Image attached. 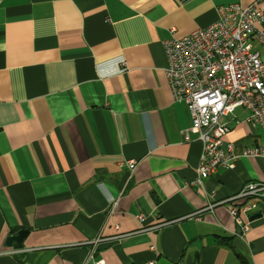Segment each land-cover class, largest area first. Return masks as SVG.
<instances>
[{
    "label": "crops",
    "instance_id": "obj_1",
    "mask_svg": "<svg viewBox=\"0 0 264 264\" xmlns=\"http://www.w3.org/2000/svg\"><path fill=\"white\" fill-rule=\"evenodd\" d=\"M253 1L0 0V264H264V200L243 235L227 203L203 210L264 183V161L240 156L264 134L235 109L233 168L198 190L201 146L182 141L161 43Z\"/></svg>",
    "mask_w": 264,
    "mask_h": 264
},
{
    "label": "built area",
    "instance_id": "obj_2",
    "mask_svg": "<svg viewBox=\"0 0 264 264\" xmlns=\"http://www.w3.org/2000/svg\"><path fill=\"white\" fill-rule=\"evenodd\" d=\"M216 13L212 24L181 38L173 37L170 29L161 42L167 63L164 77L172 99L185 105L190 119L180 132L182 141L195 140L201 146L193 183L198 190L202 177L233 168L236 156L225 136L235 109L246 110L245 122L258 126L264 134V60L254 47L264 49V0H254L247 7L219 6ZM240 156L264 161V145L244 148ZM136 163L125 161L129 174ZM257 200H264V183L249 182L231 197L212 192L203 210L212 212L214 206L227 203V212L243 235L249 230L248 216L256 209ZM138 219L143 223L145 217L139 215ZM156 229L153 226L141 232ZM150 249L154 251L152 246ZM95 264L105 262L97 260Z\"/></svg>",
    "mask_w": 264,
    "mask_h": 264
},
{
    "label": "water",
    "instance_id": "obj_3",
    "mask_svg": "<svg viewBox=\"0 0 264 264\" xmlns=\"http://www.w3.org/2000/svg\"><path fill=\"white\" fill-rule=\"evenodd\" d=\"M27 231L21 230L16 233L14 236H10L6 238L5 244L7 246H10L12 242H15L16 244H20L22 242V239L26 236Z\"/></svg>",
    "mask_w": 264,
    "mask_h": 264
}]
</instances>
